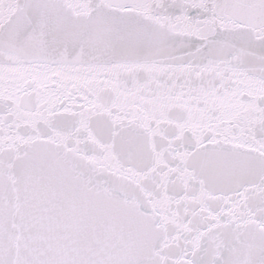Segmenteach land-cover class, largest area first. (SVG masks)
I'll return each instance as SVG.
<instances>
[{
    "label": "snow or ice",
    "instance_id": "obj_1",
    "mask_svg": "<svg viewBox=\"0 0 264 264\" xmlns=\"http://www.w3.org/2000/svg\"><path fill=\"white\" fill-rule=\"evenodd\" d=\"M0 264H264V0H0Z\"/></svg>",
    "mask_w": 264,
    "mask_h": 264
}]
</instances>
